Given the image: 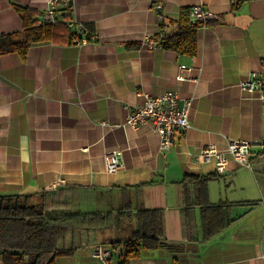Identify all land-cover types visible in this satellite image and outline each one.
<instances>
[{"label":"crops","instance_id":"obj_1","mask_svg":"<svg viewBox=\"0 0 264 264\" xmlns=\"http://www.w3.org/2000/svg\"><path fill=\"white\" fill-rule=\"evenodd\" d=\"M47 2L0 0V35L22 31L14 5L42 13ZM193 6L222 16L198 31L197 54L153 46L161 18L176 20ZM69 20L91 40L34 43L24 60L0 55V195L37 205L38 194L52 192L44 202H72L70 213L96 217L94 230L69 236L75 250L56 264H103L91 256L96 245L119 264L111 242L141 231L147 210L161 211L174 251L143 250L130 264H264V108L256 92L239 89L264 68V0H73ZM166 91L191 105L189 128L162 151L151 126L134 128L126 116L142 102L139 93ZM228 139L251 143V170L229 159L217 174L197 156L208 144L224 150ZM106 151L121 163L113 173L104 168ZM205 206L220 208L211 236Z\"/></svg>","mask_w":264,"mask_h":264},{"label":"trees","instance_id":"obj_2","mask_svg":"<svg viewBox=\"0 0 264 264\" xmlns=\"http://www.w3.org/2000/svg\"><path fill=\"white\" fill-rule=\"evenodd\" d=\"M21 19L22 31L0 35V55L16 53L24 60L30 46L42 41L64 43L75 33L66 26L71 6L57 10L60 17L54 23L38 22L39 12L28 7L13 6ZM191 7H182L176 20L162 17L159 32L154 41L164 50L180 55L195 56L198 52V31L213 23H200L190 17ZM169 25L174 26L167 32ZM188 178H199L205 184L210 175H188ZM41 203L30 205L27 196L0 195V256L2 264H56V258L68 256L74 248L67 245L68 238L77 230H94L95 218L70 213L72 202H44V196L52 192L38 194ZM60 209V210H59ZM219 206L202 208V218L206 228V236L218 231L216 214ZM140 220L144 224L141 231H136L125 241H114L111 244L120 247L119 264H130L139 258L143 250L165 248L174 251L163 239V217L160 210L143 211ZM217 228V229H215Z\"/></svg>","mask_w":264,"mask_h":264},{"label":"built area","instance_id":"obj_3","mask_svg":"<svg viewBox=\"0 0 264 264\" xmlns=\"http://www.w3.org/2000/svg\"><path fill=\"white\" fill-rule=\"evenodd\" d=\"M70 2L71 0H48L47 7L39 18V22H55L56 10L67 6ZM153 8L160 11L162 6L161 4H155ZM190 17L193 21L203 23L220 22L222 20L221 15L201 6L192 7ZM68 25L70 26V24ZM180 70H186V68L180 66ZM250 77L241 82L239 88L247 93L257 92L264 106V68L258 73L251 74ZM184 79L183 75L177 76L179 81ZM139 94L142 102L128 112L126 124L134 128L151 126L159 136V149L166 151L172 145L173 137L181 135L189 128L188 110L191 102L188 100L182 106H179V95L176 91H166L155 96L146 92ZM249 145L250 142L245 140H230L225 151H220L213 144H209L202 147L197 156L203 163H212L217 174H223V165H227V155L231 156L240 166L251 169V164L246 159ZM103 162L108 173H113L121 167L116 151H106L103 154ZM57 185L53 184L52 188ZM93 254L101 261L110 256V252L103 246H97Z\"/></svg>","mask_w":264,"mask_h":264},{"label":"rangeland","instance_id":"obj_4","mask_svg":"<svg viewBox=\"0 0 264 264\" xmlns=\"http://www.w3.org/2000/svg\"><path fill=\"white\" fill-rule=\"evenodd\" d=\"M72 1L73 0H71V2H70V4H68L67 6H65V7H61V8H58L57 10H59V9H63V8H66V7H68V6H71L72 5ZM56 10V13L58 12ZM44 11H45V9L43 10V12L42 13H40L39 14V16H37V18H38V22H39V18L42 16V14L44 13ZM159 12V11H158ZM55 18H56V15H55ZM56 20H57V18H56ZM41 23V22H40ZM42 23H44V22H42ZM50 23H54V22H50ZM65 23H66V25H67V27L69 28V30L71 31V32H73V33H75L74 34V36L69 40L72 44H84V43H86V42H88V41H90L91 40V38L93 37V35H92V33H89L82 25H77V24H75L74 22H72V21H70L69 19H67L66 21H65ZM68 24H70V26L68 25ZM72 29H74L75 31H73ZM154 45L153 46H155L156 45V47L159 45L158 44V42H155L154 41ZM159 47V46H158ZM149 94V93H148ZM150 95V94H149ZM152 96H154V95H152ZM135 108V107H134ZM134 108H132V109H134ZM131 109V110H132ZM176 136V135H175ZM174 136V137H175ZM173 137V138H174ZM173 143V142H172ZM172 146V145H171ZM170 146V147H171ZM117 157H118V154H117ZM102 160H103V156H102ZM118 162H119V160H118ZM120 163V162H119ZM103 164H104V162H103ZM121 164V163H120ZM104 168H105V165H104ZM105 171H106V169H105ZM59 187V184L56 186V187H54L53 189H54V191L55 190H57V188ZM48 190L47 191H52V190H49L50 188H49V185L46 187ZM256 224H253L252 226H255ZM97 246H102V245H96V246H94V248H93V250H92V252H91V256L94 258V259H96V260H98V261H100V262H102L103 264H108V262H109V259H110V257L112 256V253H111V251L110 250H108V249H106V250H108L109 252H110V256L108 257V258H106V259H104V261H101L100 259H98V258H96L95 256H93L94 254H93V252H94V250L97 248Z\"/></svg>","mask_w":264,"mask_h":264},{"label":"bare ground","instance_id":"obj_5","mask_svg":"<svg viewBox=\"0 0 264 264\" xmlns=\"http://www.w3.org/2000/svg\"><path fill=\"white\" fill-rule=\"evenodd\" d=\"M158 4H160V3H158ZM194 7V6H193ZM202 7V6H201ZM192 8V7H191ZM204 8V7H203ZM206 9V8H205ZM157 11V10H156ZM211 11V10H210ZM213 12V11H212ZM215 13V12H214ZM217 14V13H216ZM161 15V14H160ZM220 15V14H219ZM222 21V20H221ZM220 21V22H221ZM197 22V21H196ZM220 22H205V23H220ZM200 23H203V22H200ZM206 27V26H205ZM179 69H180V67H179ZM180 71H182V70H180ZM178 75H182V74H178ZM177 75V76H178ZM185 78V77H184ZM243 81H245V80H243ZM242 81V82H243ZM241 83V82H240ZM240 89V88H239ZM242 91V90H241ZM243 93H247V92H244V91H242ZM254 93V92H253ZM257 93V92H256ZM249 94H252V93H249ZM257 99L261 102V100L259 99V95H258V93H257ZM191 102V101H190ZM191 105V104H190ZM261 105H262V107L264 108V106H263V104H262V102H261ZM190 108V107H189ZM230 140H238V139H228L227 140V144H228V142L230 141ZM245 141H247V140H245ZM249 142V141H248ZM209 145V144H208ZM250 145H251V143H250ZM250 145H249V152H247V154H246V159H247V161L251 164V169H252V165H253V163H252V160H251V158H250ZM215 146V145H214ZM216 147V146H215ZM217 148V147H216ZM226 148H227V146H226ZM225 148V149H226ZM218 149V148H217ZM225 149L224 150H220V151H225ZM219 150V149H218ZM229 159H232L233 161H235L231 156H229V155H227V164H228V160ZM236 162V161H235ZM236 164L238 165V166H240L237 162H236ZM241 167V166H240ZM243 167V166H242ZM251 169H249V170H251ZM215 171H216V169H215ZM227 171V165L226 164H224L223 165V173H225Z\"/></svg>","mask_w":264,"mask_h":264}]
</instances>
